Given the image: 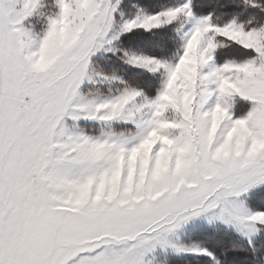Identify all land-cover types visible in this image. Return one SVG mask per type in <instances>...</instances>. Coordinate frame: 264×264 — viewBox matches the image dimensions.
Listing matches in <instances>:
<instances>
[{
	"label": "snow or ice",
	"instance_id": "obj_1",
	"mask_svg": "<svg viewBox=\"0 0 264 264\" xmlns=\"http://www.w3.org/2000/svg\"><path fill=\"white\" fill-rule=\"evenodd\" d=\"M0 264H264V0H0Z\"/></svg>",
	"mask_w": 264,
	"mask_h": 264
},
{
	"label": "rangeland",
	"instance_id": "obj_2",
	"mask_svg": "<svg viewBox=\"0 0 264 264\" xmlns=\"http://www.w3.org/2000/svg\"><path fill=\"white\" fill-rule=\"evenodd\" d=\"M187 237H185V239H186Z\"/></svg>",
	"mask_w": 264,
	"mask_h": 264
}]
</instances>
